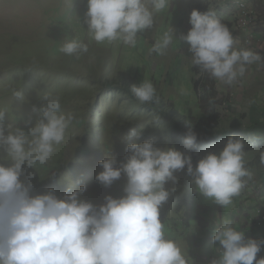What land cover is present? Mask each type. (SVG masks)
Wrapping results in <instances>:
<instances>
[{"label": "rangeland", "instance_id": "374dc122", "mask_svg": "<svg viewBox=\"0 0 264 264\" xmlns=\"http://www.w3.org/2000/svg\"><path fill=\"white\" fill-rule=\"evenodd\" d=\"M198 3H209L218 17L223 14L224 20L236 22L238 6L233 5V0L229 1L230 5L226 0H170L169 6L156 14L153 27L139 33L136 46L130 47L122 42L89 43L84 24L87 0H72L71 5L64 0H0V109L5 111V125L12 124L27 131L40 118L33 109L39 108L41 96L52 93L61 97L62 110L75 115L66 130L65 140L55 146L48 166L37 165L35 169L24 165L20 179L28 183L31 173L33 194L52 190L58 198H63L70 188L74 190L84 185L86 190L80 199L95 206L103 204L108 195L118 198L124 194L127 178L123 173L109 187L98 182L96 176L103 170L99 162L106 156L114 157L115 166L119 167L129 155L126 150L129 143L153 139L157 147H174L191 157L193 150L185 148V137L171 128L170 118L183 119L201 141L226 131L234 133L230 136L241 137L245 142V166L253 173V179L247 184L248 191L243 189L231 205L221 207L195 191L192 183L190 191L173 203L164 224L165 235L181 247L189 264H211L219 257V244L212 239L213 225L219 227L226 219L233 225L240 218L243 199L254 195L257 204L264 194L256 192L264 182V165L259 163L264 140L247 133V128L252 126V116L264 117V97H257V90L264 83V73L258 76L259 83L250 90L249 98L226 88L211 96L214 100L209 99L210 95L203 89L199 90L198 100L191 54L188 45L178 39L191 27L189 16ZM170 27L177 37L165 54H149L155 40ZM66 38L89 43V52L79 59L64 55L60 47ZM123 79L127 82L135 79L138 83L145 79L151 81L159 103L141 104L133 99L123 91ZM16 91L23 94L22 99L14 95ZM230 94L234 95L231 106L222 103ZM253 100L254 103H249ZM157 109L161 112L157 113ZM181 114L185 118H180ZM216 115H220L219 124L206 130L205 121ZM29 120L31 124H26ZM130 129L143 133L140 140L123 139ZM224 140L205 146L203 157L209 152L218 154L226 144L227 139ZM0 163H10L2 150ZM53 172L55 176L50 175ZM169 183L178 186L177 182ZM250 205L246 202L248 213ZM241 212L243 215L245 211ZM258 217L259 211L255 219ZM253 219L254 216L252 222ZM202 223L213 225L203 230L200 229ZM255 225L250 228V235L244 233L246 239L252 237V233L257 237L263 233L264 229L256 222Z\"/></svg>", "mask_w": 264, "mask_h": 264}, {"label": "clouds", "instance_id": "9594fccd", "mask_svg": "<svg viewBox=\"0 0 264 264\" xmlns=\"http://www.w3.org/2000/svg\"><path fill=\"white\" fill-rule=\"evenodd\" d=\"M64 2L72 4V0ZM169 3L170 0H87L84 24L89 43L122 42L135 47L138 34L151 29L156 14ZM263 21L264 16H260L259 23ZM188 22L191 27L178 39L188 45L191 66L220 84L232 86L241 81L248 66L262 60L250 49L253 46H239V39L214 9L203 13L193 9ZM174 37V29L168 28L155 40L149 54L164 55ZM89 43L66 38L60 52L79 59L89 52ZM244 46L247 47L245 43ZM130 91L141 104L159 103L156 88L147 79L133 85ZM14 95L23 98L20 91ZM33 111L40 118L25 131L5 125V111L0 109V150L10 161L7 165L0 163V264H189L181 247L165 235L160 218V209L170 196L166 183L175 182L174 173L187 166L195 191L216 205L228 207L253 179L252 171L245 166V142L239 136H229L218 154L209 152L195 168L190 156L174 147H157L149 139L129 143V155L119 167L111 156L99 162L103 170L96 180L105 187L120 179L122 173L126 176L124 194L118 198L108 195L103 204L95 206L80 199L86 190L84 185L70 188L63 198L52 190L33 194L31 173L28 183L20 179L22 166L36 169L37 165H46L75 119L73 112L62 110L61 97L52 93L43 94L39 108ZM25 123L31 124V120ZM142 135L130 129L123 139L140 140ZM196 140L197 135L190 130L183 144L193 150ZM259 163L264 165V151L259 152ZM212 239L219 244V257L211 264H264V258L257 259L264 250V241L246 239L230 220L214 229Z\"/></svg>", "mask_w": 264, "mask_h": 264}, {"label": "trees", "instance_id": "16d2710c", "mask_svg": "<svg viewBox=\"0 0 264 264\" xmlns=\"http://www.w3.org/2000/svg\"><path fill=\"white\" fill-rule=\"evenodd\" d=\"M193 9L199 10L201 13H203L209 9V6L198 3L193 6ZM221 21L224 24H226L229 28L232 26V24L227 21H224V20H221ZM192 72L195 77V89L198 94V100H199V90H202V89L205 91L206 94L210 95L209 99L214 100V98H212L211 96H215L216 92H218L217 86H216V80L209 77L207 73L200 72L198 67H192ZM122 83L125 84V86H123V91L130 94V96L133 99H136L132 95L130 88L133 85H138L139 83L135 79H130L128 82L127 80L123 79ZM156 112L159 113L161 111L157 109ZM176 113L178 114V112ZM182 115L183 114H181L180 118H185V116H182ZM262 118L264 117L261 115L255 114L254 116H252L251 117L252 126L250 128H247V133L249 135H254L255 136L254 138L256 139L263 138L262 140H264V136H262L264 135V120H262ZM219 122H220V115L212 116V118L209 121L208 120L205 121L204 127L206 130H211L212 127H217ZM170 124H171V128L176 133L180 134L182 137H185L186 134L190 131L187 125H185V122L183 121V119L170 118ZM194 133L197 135L196 132ZM230 134H234V133L232 131H226L223 133L218 132V134L211 135L208 138H202V141L197 136L195 147L191 155L193 167L195 168L198 160L203 158V154L205 152L204 150L205 146H211L217 142H222V141L225 142L224 138L228 139ZM174 175L176 177L175 182L178 183V186L175 187L174 185H171L169 182L166 183L165 185V188L169 191L170 196H169L168 201L160 209V218L163 224H165L166 221H168L169 219L168 213L171 211V207L173 203L179 201L183 197L185 192L190 191L192 183H193L192 177L187 174V166H185L183 170L175 172Z\"/></svg>", "mask_w": 264, "mask_h": 264}, {"label": "crops", "instance_id": "0c3cea01", "mask_svg": "<svg viewBox=\"0 0 264 264\" xmlns=\"http://www.w3.org/2000/svg\"><path fill=\"white\" fill-rule=\"evenodd\" d=\"M247 1L249 2V4L252 7H254L258 11V13L260 15L264 16V0H259V1L247 0ZM204 5H208L209 8L213 9L212 6H210L209 3H206ZM222 15L219 16V18L221 20H224L222 18ZM224 21H227V22L232 24V26L230 27V30H232L233 35L236 36L239 39V41H240L239 46L240 47H244V48H248V47L244 46V33L237 31L236 24L233 23L234 21H232V20H224ZM257 32H258V34L254 38L253 48H250V49L253 50L254 52H257L262 57V60L259 63H254L252 65H249L244 77L241 78V81L235 83L232 86H226V85L220 84L218 81H216V86H217V90L218 91L219 90H223L224 91V90H226V88H229L231 90H234L236 92V95L240 94L241 96L249 98L247 96L248 93L250 92V90L252 91L254 85L257 86V84L259 83L258 76L260 74L264 73V21L262 22V25L257 27ZM262 76H264V75H262ZM257 91H258L257 92V97H261V98L264 97V83L261 86H259V89ZM244 190H245V192L248 191L247 186L244 188ZM256 192L258 194L264 193V182L258 186V189H257ZM248 193L253 194V191L252 192L249 191ZM252 196L253 197H250V196L248 197L247 196L248 199H243V202L240 205V212H239L240 213V218L236 219L233 222V225L234 224L235 225H240V227L236 228V229L240 230V231H243L244 233H247V236L251 234V233H249L250 228H252V226L254 227V225H255V216H257V212H258L259 206L260 205H264V194H263V197H262L261 201L259 203H257V204H256V199H254L255 196L254 195H252ZM246 202L251 204L250 205V209H251L250 213L247 212ZM241 211H245L243 215H242ZM252 212H254L255 215H251ZM245 213L247 215H245ZM253 216H254V219H253L254 223L251 220L253 218ZM212 225H213L212 223H210L208 225H204L202 223L200 225V227H201L200 229L205 230V229L208 228V226L212 227ZM213 226H214L213 228L217 227V225H213ZM260 230H262V229H260ZM257 235H258V237L256 236V233H252V237L249 236V238L255 239L257 241H264V231H263L262 234L259 233ZM263 246H264V244H263ZM217 258H215V259H217ZM260 258H264V250L262 252H260V254L257 256V259H260Z\"/></svg>", "mask_w": 264, "mask_h": 264}, {"label": "built area", "instance_id": "2783aa9c", "mask_svg": "<svg viewBox=\"0 0 264 264\" xmlns=\"http://www.w3.org/2000/svg\"><path fill=\"white\" fill-rule=\"evenodd\" d=\"M233 5L238 6L237 9V28L247 34L245 38V45L252 47L254 41L256 28L259 25L260 15L258 11L252 7L247 0H233ZM226 105L231 106L234 102V95L230 94L227 100L224 101ZM259 217L255 219L258 227L264 229V205H260L258 208Z\"/></svg>", "mask_w": 264, "mask_h": 264}]
</instances>
